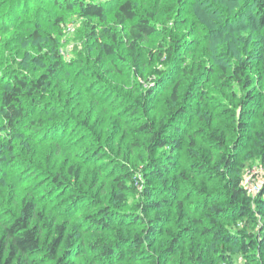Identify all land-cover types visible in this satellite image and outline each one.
Returning a JSON list of instances; mask_svg holds the SVG:
<instances>
[{
    "label": "rangeland",
    "instance_id": "rangeland-1",
    "mask_svg": "<svg viewBox=\"0 0 264 264\" xmlns=\"http://www.w3.org/2000/svg\"><path fill=\"white\" fill-rule=\"evenodd\" d=\"M75 1L0 0V92L14 74L36 78L45 73L46 64L54 60V40L63 64L41 97L42 108L34 107L15 133L0 130L4 150L15 148L1 155L0 214L17 209L26 192L34 194L43 213L72 233L69 264H192L199 242L205 248L204 264H219L215 240L203 233L214 217L208 215L212 198L207 200V195L214 194L216 203L225 206L220 177L212 169L228 148L238 156L247 151L249 138L264 124L260 97L241 119V101L248 90L228 80L222 69L226 66L230 73L232 51L249 50L250 37H256L254 44L263 39L264 31L255 24L258 11L246 5L249 0H131L139 16L155 14L156 28L137 45L134 62L126 35L129 25L119 26L113 17L124 0H97L107 8L102 18L84 17L77 4L67 8V2ZM103 43L113 44L114 54L105 51ZM257 73L252 72L253 78ZM178 84V99L171 102ZM170 104L174 114L169 113ZM178 107L184 110L177 113ZM162 120V136L180 138L182 146L172 156L155 145L149 153L170 165L165 177L169 185L178 186L174 197L153 175L146 151L150 135L139 130L145 123L155 129ZM241 120L253 128L240 132ZM209 128L227 135V147L221 149L209 138ZM192 135L199 145L194 150L187 145ZM205 154L209 163L201 168L199 157ZM71 165L78 171L75 176L69 173ZM56 174L60 176L54 181ZM246 175L253 183L264 180L259 159ZM117 176L127 179L125 204L112 195L118 191ZM165 198L170 202L163 203ZM194 218L200 222L189 231L187 220ZM217 219L228 227L234 222L229 213ZM153 223L160 231L147 240ZM116 228L122 234L120 252L102 260L93 243L114 241ZM175 232V249L158 255ZM136 235L143 237L142 243L134 240ZM32 258L36 264H52L45 249ZM230 259L235 261V256ZM252 260L239 255L236 261L259 263Z\"/></svg>",
    "mask_w": 264,
    "mask_h": 264
},
{
    "label": "trees",
    "instance_id": "trees-1",
    "mask_svg": "<svg viewBox=\"0 0 264 264\" xmlns=\"http://www.w3.org/2000/svg\"><path fill=\"white\" fill-rule=\"evenodd\" d=\"M101 2L97 0L93 2L76 0L74 3L67 2L66 4L67 8L70 9L75 4L80 6L84 17L96 16L102 18L107 8ZM251 4L253 5V9L258 11V18L255 21L257 23L255 24L259 29L264 31V0H249L246 5ZM113 17L117 25H129L128 28L126 27V35L130 42L129 47L133 50L134 62H136L138 60V53L135 50L137 45L156 31L152 23L155 14L150 13L147 17L139 16L134 3L131 0H124L114 11ZM34 37L36 39L40 38L38 31H34ZM255 38L254 36L250 37L249 45L251 47L249 50H237L236 53L232 51V56L234 55L235 59L230 73L229 68L226 66L222 69L224 75L228 73V80L236 84H242L248 90L241 101V105L244 107L243 113L240 115L241 119L250 114L245 108L253 106L254 104L252 103H254L255 98L260 97L262 100L264 99V37L261 42L254 44ZM246 44L249 46L247 42ZM101 46L109 54H114L113 44L103 43ZM50 48L51 53L54 55V60L46 64L45 73L36 78L31 75L29 76L25 72L17 73L10 77L9 81L5 85L3 84L4 86L2 85L0 92V115H2L4 120L0 121L1 131H12L15 133L18 128L23 127V123H27L30 119L31 110L34 107L42 108L41 105L44 103L41 99L46 97L42 96L47 92L48 83H50L52 78L56 77V74H58L63 65L59 53V44L56 40L53 41ZM43 66L45 67V65ZM255 69L258 71L257 75H255L258 79L252 76V72ZM259 84H263V87L259 88ZM179 89L180 84L174 87L172 93L173 100L171 102H175L178 99ZM141 97H145V92ZM183 110V107H178L177 113ZM169 113L174 114L171 104ZM164 126L165 122L162 120L155 129L149 123H145L139 130L143 134L150 135L146 151L148 152V161L153 162L151 163L153 175L163 180V184L167 186L169 193L174 197L177 194L178 186L173 183L169 185L170 181H167L168 178L165 177V171L168 170L170 165L159 161V159H154L149 153L155 145L159 148L165 147L168 156H172L182 146L180 138L175 139L169 138L166 135L162 136ZM260 126L259 129H256L253 136L249 138L251 147L247 151L238 156L231 153V147L228 148L226 153L219 159V163L213 166L212 169L213 173L220 177L219 186L221 187L220 189H223V193L219 195L225 198V206H220L216 203L214 194L210 193L207 195V200L212 198L208 207L210 208L208 215L214 217L211 218V226L205 227L203 233L204 236L215 240L213 244L215 246L214 251L221 258V260H218L219 264H238L236 260H238L239 255L245 258L246 261L255 259L252 261H259L258 264H264V258L260 259V256H264V180L260 186V191L256 195L250 194L243 186V181L247 176V168L258 159L264 165V124ZM238 127L240 132L253 128L243 120H241ZM208 131H210L209 138H213L221 149L227 147L225 143L227 135L225 133H217L218 130L213 128H209ZM99 138L100 136L96 137L97 141ZM197 143L195 136L188 137L187 145H189L190 150H194L196 147L199 148ZM5 146L6 143L1 140L0 160L2 158L1 155L8 149L4 150ZM13 149L15 148L9 147L8 150L13 152ZM236 151L238 152L239 148ZM206 155L199 157L202 160L198 162L202 165L201 168H205L209 163ZM69 173L74 176L78 174L74 165L70 166ZM59 176V174H56L53 180L57 181ZM115 179L118 191L112 194L113 198L115 202L125 204L127 200L126 191L129 189L127 179L120 176L115 177ZM58 182L60 183V181ZM198 191H203V189H198ZM162 201L163 203L170 202L169 198H165ZM154 204L157 205L158 203L154 202ZM178 205V208L182 211L181 202ZM140 206L144 208L145 204L142 203ZM149 206H152V204H149ZM221 213L232 215L234 222L231 223V227L218 222L217 216L222 215ZM162 221V218H157V222ZM187 222L188 228L186 229L190 231L194 228V223L200 222V219H189ZM119 230L116 228L114 241L106 240L93 243L95 251H99L100 259L114 258L116 253L117 255L119 254L120 241L122 240V234ZM158 231H160L159 227L155 226L154 223L150 224L147 230V240H150L152 235ZM170 234L168 233V235ZM177 236H179V233L175 232L172 243L166 248L160 247L158 255L172 252L176 244L179 243ZM72 237V233L68 232V228H66L64 223L54 222L52 219H49L42 209L39 208L38 200H36L34 194L26 192L21 205L17 209H4L0 214V264H36L32 257L41 249L46 250L47 257L52 264H69L66 259L72 247ZM134 240L140 244L143 237L136 235ZM196 248L194 253L191 254V263L204 264L205 248L200 242ZM192 250H194L193 246H191V252ZM233 256H235V261L230 259Z\"/></svg>",
    "mask_w": 264,
    "mask_h": 264
},
{
    "label": "built area",
    "instance_id": "built-area-1",
    "mask_svg": "<svg viewBox=\"0 0 264 264\" xmlns=\"http://www.w3.org/2000/svg\"><path fill=\"white\" fill-rule=\"evenodd\" d=\"M253 182L254 180L252 179L251 176H246L245 180L243 181V185L247 189V191H250L251 194L256 195L260 191L259 189L263 182L262 181L257 183L256 182L253 183Z\"/></svg>",
    "mask_w": 264,
    "mask_h": 264
},
{
    "label": "bare ground",
    "instance_id": "bare-ground-1",
    "mask_svg": "<svg viewBox=\"0 0 264 264\" xmlns=\"http://www.w3.org/2000/svg\"><path fill=\"white\" fill-rule=\"evenodd\" d=\"M96 90V89H95Z\"/></svg>",
    "mask_w": 264,
    "mask_h": 264
}]
</instances>
